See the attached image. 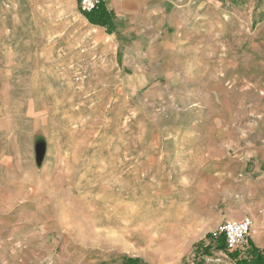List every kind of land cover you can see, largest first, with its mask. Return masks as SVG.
<instances>
[{"label": "rangeland", "instance_id": "1", "mask_svg": "<svg viewBox=\"0 0 264 264\" xmlns=\"http://www.w3.org/2000/svg\"><path fill=\"white\" fill-rule=\"evenodd\" d=\"M214 4L204 74L218 60L220 95L179 50L138 64L132 38L98 31L78 0H0V264H236L249 249L223 242L240 212L227 191L243 187L207 157L264 134L227 84L247 73L229 59L264 29V0Z\"/></svg>", "mask_w": 264, "mask_h": 264}, {"label": "crops", "instance_id": "2", "mask_svg": "<svg viewBox=\"0 0 264 264\" xmlns=\"http://www.w3.org/2000/svg\"><path fill=\"white\" fill-rule=\"evenodd\" d=\"M103 2L113 15V25L109 28L91 25L118 43L132 38L134 48L138 51L136 55L138 64L159 63L164 53L170 58L167 64L173 65V53L179 50L183 58L180 65L186 69V73L199 81H216L217 85L213 84L207 90L213 95L218 94L216 90L221 74L218 60L215 63L212 61V65L216 64V67L209 73L211 75L204 74V71L205 33L213 34V39L216 38L214 34L219 31L220 6L214 4H219V0H103ZM261 11L264 12V9ZM240 30H245L248 35L251 32L249 29ZM253 36L255 39L260 38L261 41L254 42ZM253 36L248 37L249 41L245 44L248 51L243 57L235 56L229 59L232 68L244 67L247 73L242 77L235 71L227 81L230 88L235 85L238 86V90L244 91L246 101L241 106L244 113V117H241L252 127L249 129L252 133L257 128L264 131V29H257ZM252 49L256 51L255 55ZM169 74L172 78L176 72L171 68L167 76ZM217 149L218 156L207 157L210 161L216 162L211 173L215 178L229 177L240 182L239 186L243 187L241 192L227 191L228 202L238 203L239 219L251 217L254 227H260L264 223V134L254 139L248 138L243 144L238 145L221 142ZM237 194H244V197ZM249 242L250 247L245 253L238 255L235 252V256L230 255L236 264H240L239 261L242 259L252 258L255 251L264 250V231L260 229L254 237L251 235Z\"/></svg>", "mask_w": 264, "mask_h": 264}, {"label": "built area", "instance_id": "3", "mask_svg": "<svg viewBox=\"0 0 264 264\" xmlns=\"http://www.w3.org/2000/svg\"><path fill=\"white\" fill-rule=\"evenodd\" d=\"M103 0H81L79 3L82 13H91L98 9ZM254 228V221L251 217H244L238 220L225 221L220 226V233L224 236L228 250H235L248 242ZM218 235V234H216Z\"/></svg>", "mask_w": 264, "mask_h": 264}, {"label": "trees", "instance_id": "4", "mask_svg": "<svg viewBox=\"0 0 264 264\" xmlns=\"http://www.w3.org/2000/svg\"><path fill=\"white\" fill-rule=\"evenodd\" d=\"M80 1L81 0H78L79 3ZM82 14L93 25H98L106 28H109L113 25V15L107 10L104 2L95 11ZM223 242H225V239L223 240ZM220 247H223V245ZM207 251H209V249H207ZM232 255L235 256V253H232ZM138 262V259L127 258L124 264H137ZM239 262L240 264H264V250H257L255 251V254L252 258L242 259Z\"/></svg>", "mask_w": 264, "mask_h": 264}]
</instances>
